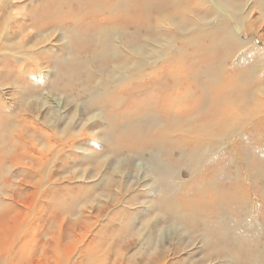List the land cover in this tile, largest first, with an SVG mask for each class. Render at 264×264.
Masks as SVG:
<instances>
[{
	"label": "bare ground",
	"instance_id": "1",
	"mask_svg": "<svg viewBox=\"0 0 264 264\" xmlns=\"http://www.w3.org/2000/svg\"><path fill=\"white\" fill-rule=\"evenodd\" d=\"M215 1L222 6L213 0H0V170L15 181L7 176L5 187L15 188L0 191L2 264H68L76 257L167 264L151 229L149 235L140 232L142 246L127 255L135 247L130 240L136 218L115 225L136 202L126 195L127 172L153 180L135 195L151 200L156 227L174 228L177 238L188 229L190 238L217 251L212 259L264 264V209L258 220L247 206L240 210V178L226 172L230 156L209 165L212 150L241 132L243 120L264 100V83L248 77L264 65V47L257 42L230 69L235 35L243 30L258 41L264 35L251 20L243 28L212 24L214 12L236 11L230 0ZM201 20L206 29L198 37L189 39L180 29L190 24L199 30ZM54 37L55 43L44 44ZM155 46L159 55H152ZM145 51L151 52L138 60ZM5 71L18 83L25 71H38L43 89L29 84L25 93L17 82L3 84ZM9 87L16 88L14 99ZM72 104L77 114L66 122ZM34 106L41 117L27 115ZM84 113L81 124L75 117ZM13 168L19 169L15 175ZM183 169L191 183L182 179ZM258 196L264 198V190ZM47 216L59 219L56 233L49 222L39 227Z\"/></svg>",
	"mask_w": 264,
	"mask_h": 264
},
{
	"label": "rangeland",
	"instance_id": "2",
	"mask_svg": "<svg viewBox=\"0 0 264 264\" xmlns=\"http://www.w3.org/2000/svg\"><path fill=\"white\" fill-rule=\"evenodd\" d=\"M230 1L232 2L230 6L235 7L236 11L234 12L233 9H229L232 12V14L230 15H227L222 11H218L217 13L214 12L212 24L217 23L219 22V20H221L223 22H227L231 25H234L235 28L236 26L243 28V26L245 25H250V20H251L255 22L254 23L255 28L253 30L260 31L261 35H264V22H262L263 21L262 12H264V8H261V6H259V5L264 6V0H251V1L230 0ZM212 3H214L218 7L222 6V4L218 3L215 0H213ZM182 10L185 11L186 13H189V11L184 8H182ZM198 16L203 17L200 13L198 14ZM179 21L180 20H178L177 22L179 23ZM201 23L202 25L199 27V30L196 29V27L194 26L192 27L190 24H187L185 28L180 27V29L182 31L186 29L185 35L189 39H192L194 37H198L206 29V24L202 20ZM235 38L238 44L233 48H231V53H234V58L230 60L228 63V68L230 69L236 67L238 59L241 55L243 54L246 55L249 52L254 51V46H255L254 44H257V42L259 45L264 47V41L261 40L258 41L259 39L256 40L255 36H253L251 33L244 32L243 30L240 33L236 34ZM47 41L48 40L44 41V44L50 46V44L56 42V38L54 37V39L52 38L48 42ZM63 42L65 41L62 39L58 44L60 46H63L64 45L62 44ZM204 42L205 39H200L198 46L204 45ZM240 44L244 45L242 49H239L238 47ZM176 45L179 44H174L173 47L175 48ZM151 48L154 49V51H152V55L153 54L159 55L160 48L158 46ZM148 52L151 51L141 52L136 57L138 58V60H144V56ZM52 55H57V53L54 52L52 53ZM255 57L257 61L258 60L257 53H255ZM152 62L153 61L151 60L149 63ZM252 62L253 61L251 60L249 63ZM255 63L251 64V67ZM98 66L99 64L96 63L94 65V68H97ZM0 68L2 69L3 66ZM9 71H5V75L3 74L4 75V78H2L3 84L6 83L13 84L14 82L18 83V80L15 77H12L11 79L7 77L6 74ZM36 72L37 74L34 75V73H31L30 71H25V73L27 74L22 75L23 77L21 76L22 81L21 83L18 84L19 86H21V89L22 88L24 89L25 93L27 92V86H29V84L34 88H36V90L34 89L35 91L43 89L42 83L40 81V74L38 73V71ZM53 74L51 72L50 75L53 77ZM248 77L254 82L255 85L264 83V65L258 68L254 76L248 74ZM9 88L10 89L8 90V93L12 95V96L9 95V97L14 99L16 96L15 94H13V92L16 91V88L15 87L14 88L9 87ZM41 94H42L41 100H43L45 96V94H43V90L41 91ZM126 94L129 98L135 97V93L130 90H128ZM61 96L62 95L58 94L56 97L61 98ZM39 103L42 104L41 102H38V104ZM47 106H51V105L49 104ZM38 107L39 106L36 107L34 106L31 109L30 113H28L27 115L28 116L32 115L35 112V114L38 117H41L39 114L36 113L39 110L37 109ZM49 109L50 107L43 110H47V112L45 113H48ZM74 109H75L74 104L70 105L66 109L65 111L66 122L72 120L74 116L77 114V113H73ZM252 109L253 112L250 115L246 116V118L243 120L245 122L243 123L242 126L238 128L241 130V132L234 133L232 137L223 140L222 146L218 147V150H212L213 147H211V150L213 152H216V154L213 156L209 165H215L218 162V160L222 158L224 155L230 156V160H229L230 163L227 164L226 172L227 174L233 177L238 175L240 178V180L236 183V185L243 191V195L239 198L240 210L245 212V207L247 206L249 214L258 220L257 218L258 215H260V213H262L264 209V198L258 196L259 192L264 190V100L258 102V104L254 106ZM84 114L82 117L80 115L75 117L76 118L75 120L80 121V118H82L81 124H83L84 122L87 121L88 113H84ZM14 118H16V116H14ZM242 118L243 117H241V119ZM1 122L2 120L0 119V123ZM75 130H76L75 132L80 131V127H76ZM4 139H8V136H4ZM4 151L6 152L8 150L5 149ZM7 153H12V152L9 150ZM175 156L178 157V155ZM8 157H11V155H8ZM161 158L164 159L165 155H161ZM137 160L140 161L139 159ZM112 162L113 161L108 162L107 165H109ZM147 167H149V165H147ZM222 168H224L223 165L220 166V169ZM12 170L13 172L11 173L13 175L18 173L19 171L18 168H13ZM8 172L9 171L0 170V191L2 190L1 193L3 194L7 193L9 189L15 188L14 186L15 184L11 186L6 185L7 187H5L3 183L7 179V176L10 177V178L8 177L10 179L8 181L9 183L14 181V178H12L11 174H9L10 172L9 173ZM181 173H182L181 175L182 179L184 181H187V183H191L194 180L185 173L184 169L181 171ZM124 177L127 185H131V189L127 191L126 195L128 197L135 196L134 200L136 202L133 206H129V205L126 206V215L122 217L119 221H115V225L117 224L129 225L132 224L133 218H136L137 224L135 225L139 228V229L135 228L136 226H134V228L131 227V233L134 235V237L130 240V242L133 243L135 247L131 252L127 254L128 256H130L133 252H135L137 249H139L142 246L140 240V232L142 231V236L149 235L147 230L151 229L153 230L154 237L157 240V246L159 250H161L160 251L161 256L163 257L164 255H168L166 259L167 264H228V259L225 263L221 258L212 259L213 256L211 255L213 253H216L217 251H215L211 245L205 246L202 245L199 240L196 241L194 238H190V237H194V234H192L188 229H185L186 234L189 233L188 236L185 234L181 238H177V236L174 237V232H173L174 228H167L165 230L162 224L156 227L155 223L158 220V216L155 215L154 213V210L152 208L153 204L151 203V200L143 195H135V193L138 192L144 193L146 191L145 188L147 186H150L153 183V180L147 178L145 179V175L142 177V179H137L133 173H129V172H127V174H125ZM46 179H47V171H45L42 175V182L45 183ZM117 180H121V178L119 177ZM159 189H161L162 192V187H160ZM248 190L251 191L250 194L248 193ZM54 205L58 206V201L54 202ZM30 221L31 220H29V222ZM44 221L50 223L51 226L49 228L50 232H55V233L57 232L58 230L57 227L59 226V219L58 221H56L54 219L52 220L51 217L50 218L48 217V218H44V220H38V224L40 228H42V226L46 224ZM141 227H143V229H141ZM240 238L241 241H245L246 239L244 235H241ZM97 242L98 241L96 240V244H99ZM144 247H145V252L148 251L151 252V250H148L146 245H144ZM117 250H118V246H115L113 249L114 254H116ZM140 257L141 255L136 256L138 261L140 260ZM0 264H2L1 259H0ZM68 264H101V263H98L96 259L90 257H87L86 260L82 262V259L76 257L72 259ZM136 264H141V263L136 262ZM142 264H146V262ZM231 264L233 263L231 262Z\"/></svg>",
	"mask_w": 264,
	"mask_h": 264
}]
</instances>
